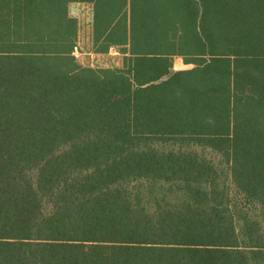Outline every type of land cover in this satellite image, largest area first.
I'll return each instance as SVG.
<instances>
[{"label":"trees","instance_id":"16d2710c","mask_svg":"<svg viewBox=\"0 0 264 264\" xmlns=\"http://www.w3.org/2000/svg\"><path fill=\"white\" fill-rule=\"evenodd\" d=\"M257 209L264 0H0V264H264Z\"/></svg>","mask_w":264,"mask_h":264},{"label":"crops","instance_id":"0c3cea01","mask_svg":"<svg viewBox=\"0 0 264 264\" xmlns=\"http://www.w3.org/2000/svg\"><path fill=\"white\" fill-rule=\"evenodd\" d=\"M68 14L77 21V48L75 55L80 61L85 59L83 67L93 69H121L124 64V55L111 48L107 54L95 52V4L92 2H72L68 6Z\"/></svg>","mask_w":264,"mask_h":264},{"label":"rangeland","instance_id":"374dc122","mask_svg":"<svg viewBox=\"0 0 264 264\" xmlns=\"http://www.w3.org/2000/svg\"><path fill=\"white\" fill-rule=\"evenodd\" d=\"M116 51L120 52V49H117ZM80 63L84 66L86 64L85 59L80 61ZM192 68H193V65L185 64V62L183 61V59L181 57H176L175 59H173L172 72L182 71V70H187V69H192ZM157 148L159 150L166 151V150L170 149V146L169 145H164V146L163 145H157ZM198 152L200 154H202L204 157H206L208 160H210L215 165V167L219 170L220 173L227 175L226 165L224 163L223 158L220 155H218L217 153H215L211 150L198 149ZM226 184L227 185L231 184V181H230V183L228 182ZM230 190L232 191L233 194H236V192H237L233 186H230ZM236 198L238 201L242 200V197L236 196ZM253 214L256 215L262 221L263 227H264V222H263L264 221V211L257 209L255 211H253Z\"/></svg>","mask_w":264,"mask_h":264},{"label":"built area","instance_id":"2783aa9c","mask_svg":"<svg viewBox=\"0 0 264 264\" xmlns=\"http://www.w3.org/2000/svg\"><path fill=\"white\" fill-rule=\"evenodd\" d=\"M74 56L78 57V55H75V52H74Z\"/></svg>","mask_w":264,"mask_h":264}]
</instances>
